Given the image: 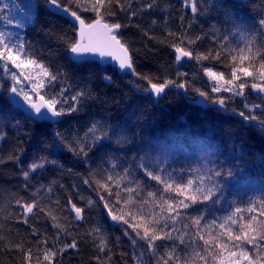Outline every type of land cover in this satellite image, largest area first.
Masks as SVG:
<instances>
[{
    "label": "trees",
    "instance_id": "obj_1",
    "mask_svg": "<svg viewBox=\"0 0 264 264\" xmlns=\"http://www.w3.org/2000/svg\"><path fill=\"white\" fill-rule=\"evenodd\" d=\"M35 2L0 0V7L8 6L0 16L21 19V9ZM151 2L131 0L132 10L137 12L131 19L125 13L108 18L127 25L118 34L132 54L139 73L135 79L96 62H73L65 43L75 38L72 27L66 19L47 10L43 0H40L39 13L33 12L31 22L24 29L6 27L0 20V30L20 31L41 62L53 73L64 74L55 83L53 94L59 93L61 88L67 89L65 108L74 103L72 96L78 92L86 94L80 99L77 112L63 116L59 123H41L9 106L6 101L10 81L0 77V83L5 85L0 89V264H26L24 253L28 248L33 254L31 264H38V257L42 260V256L37 241L45 238L49 241L48 247H61L76 240V249H67L57 257L59 264H136L142 250L134 248L124 235L126 226L107 215L96 186L91 183L103 170L110 169L112 163L117 165L116 172L131 169L135 178L149 186L155 185V181L148 180L137 167L141 157H150L154 165L157 160L166 161L164 167L170 165L177 169L239 167L242 178L239 182H229L220 203L212 209L214 217H222L236 206L246 207L250 198L264 196V131L258 122H252L251 127L244 126L247 122L237 114L240 111L248 114L245 102L254 105L261 101L246 88V101L233 97L226 100V108L221 111L212 99L230 94L212 93L211 82L203 68L211 67L226 75L228 69L215 61L191 60L176 66L171 47L173 38L168 35L171 31L187 32L191 39L201 37L189 46L194 52H207L216 47L224 35H229L233 47L236 42L252 37H258L257 43L264 44V29L258 23L264 18V0H197L195 15L184 7V0H155L152 9L144 7ZM84 15L92 16L91 13ZM242 22L240 29L233 27V23ZM237 31L240 35L233 36ZM177 73H187V76L178 77ZM105 76H111V81L106 82ZM143 76L157 83L165 79L187 80L189 87L184 93L169 90L159 100H153L141 94L147 86V81L140 78ZM194 89L208 92L209 106L203 108L194 104L199 96ZM255 114L264 119L260 109H256ZM94 122L105 129L121 131L115 135L109 132L111 141L106 142L109 146L99 155L95 154V149L87 158L74 154L68 145L75 147L74 141L83 137ZM41 158L48 162L43 168L30 172L25 180L22 172ZM85 179L90 184H85ZM89 199L93 201L92 206L88 205ZM17 200L38 201L46 211L60 218L70 234L62 233L54 244L57 229L52 227L51 218L45 212L34 210L35 215L29 214L28 223H24ZM69 200L84 209L83 220L74 219ZM97 227L99 234L89 235ZM100 239L106 241L104 251L99 250ZM21 243L23 249L13 247ZM160 251L162 253L163 249ZM143 260L149 264L150 257L145 255Z\"/></svg>",
    "mask_w": 264,
    "mask_h": 264
},
{
    "label": "snow or ice",
    "instance_id": "obj_2",
    "mask_svg": "<svg viewBox=\"0 0 264 264\" xmlns=\"http://www.w3.org/2000/svg\"><path fill=\"white\" fill-rule=\"evenodd\" d=\"M40 0L30 3L21 9V19L0 16L5 26H12L17 30L27 27L31 22L33 12L39 13ZM43 6L53 14L66 18L71 25L75 38L65 41L67 51L73 62L87 63V54L99 55L101 58H111L118 64V70L126 74L139 76L133 64L132 54L125 43L119 38V30L127 25L119 21H110L120 13L128 15L129 19L137 15L132 10L131 0H43ZM155 6V0L144 5L147 9ZM8 6L0 7L3 12ZM184 7L190 8L193 15L198 12L197 0H184ZM91 13V17L84 14ZM155 23V21H153ZM166 23V22H165ZM264 29V18L259 20ZM191 25H189V28ZM233 27L240 29L241 24L233 23ZM173 38L171 47L175 52V60L179 64L184 58L203 61H215L228 69L215 71L211 67L203 68L204 75L211 82L212 93H229V97L217 96L212 99L222 109L226 108V100L241 97L246 101V88H250L261 103L249 105L244 103L245 111L237 114L244 122V126L251 127L252 122H258L264 131V119L255 114L260 109L264 114V44H258V37L236 42L229 35H224L216 47L207 52H194L189 47L201 37L191 39L187 32L180 34L168 32ZM233 36L240 35L234 32ZM166 42V41H165ZM178 42V43H177ZM178 77L187 73H177ZM0 77L10 81L7 87L9 106L23 104L27 106V117L36 122L59 123L60 117L77 112L80 99L84 92L72 96L74 102L65 108L67 91L61 88L59 93L53 94L54 85L64 77L57 71L53 73L49 66L41 62L34 54L29 41L24 39L20 31L0 30ZM147 81L144 91L160 97L166 89L176 88L187 91L189 82L165 79L163 82H153L149 77H140ZM104 79L111 81V76ZM5 88L0 83V89ZM200 97L209 99V94L200 89H194ZM35 97V100L33 99ZM112 135L121 129H105L103 125L94 122L83 137L74 141L75 147L69 144L70 150L79 156L88 157L95 149V154L103 153L109 146ZM60 136L59 133L56 134ZM62 139V138H61ZM19 160V157L16 158ZM48 161L41 158L28 165L22 172L25 180L30 172L43 168ZM166 161L157 160L155 165L151 158L141 157L137 167L155 185H146L134 177L131 169L125 168L122 173L116 172L115 163L110 169L103 170L94 183L99 200L112 221L125 227L124 235L131 241L134 248L141 249L136 258V264H145L143 257H150L149 264H264V196L259 199H249L247 206H236L231 212L222 217H214L212 209L220 203L229 182H239L242 170L237 168L208 169L206 166L177 169L170 165L164 167ZM85 184H90L88 179ZM154 189V190H153ZM51 192L52 189L48 188ZM22 210L24 223H28V215H35L34 210L45 212L53 221L52 227L57 229L53 243L59 241L61 234L69 235L68 228L60 222V218L51 211H46L39 202L16 201ZM70 210L74 212L75 220H83L84 209L68 201ZM92 206L93 201L88 200ZM100 229L94 228L89 235L99 234ZM35 235V230H33ZM2 239V237H0ZM161 243H157V242ZM42 260L38 257V264H59L58 256H62L67 249H76L77 242L72 240L61 247H48L47 238L37 241ZM15 249H23V244L13 245ZM104 251L106 241L100 239L98 245ZM161 249L163 252L161 253ZM32 249L24 253L26 264H31ZM99 260V257L96 258Z\"/></svg>",
    "mask_w": 264,
    "mask_h": 264
},
{
    "label": "water",
    "instance_id": "obj_3",
    "mask_svg": "<svg viewBox=\"0 0 264 264\" xmlns=\"http://www.w3.org/2000/svg\"><path fill=\"white\" fill-rule=\"evenodd\" d=\"M50 12H51V11H50ZM51 13H52V12H51ZM55 15H56V14H55ZM58 16L62 17L61 15H58ZM62 18H63V17H62ZM64 19H66V18H64ZM173 53H174V56H175V52H174V51H173ZM69 55H70V57H71V54H70V53H69ZM85 59H86L88 62H96V63H98L99 65H101V66H103V67H105V66H109V67L115 69V71H116L118 74L129 75V76H131L133 79H135V77H136V76H134V75H132V74H130V73L126 74V73H124V72L119 71V70H118V64H117L115 61H113L111 58H108V57L101 58L99 55H95V54H87L86 57H85ZM71 60H72V59H71ZM187 61H191V60L188 59V58H184L183 61H182L181 63H179V64H178V63L176 62V60H175V65H176V66H179V65H181V64H183V63H185V62H187ZM105 81H106V82H109V81L106 80V79H105ZM131 88H132L134 91H137V90L135 89L134 85H131ZM169 90L184 93V90H182V89H176V88H174V87L169 88V89H166V92L169 91ZM166 92H165V93H166ZM250 92H251L252 95H255V96H256V94L253 93V92L251 91V89H250ZM141 94L149 95L153 100H159V99L162 98V96L164 95V94H162L160 97H156V96H154V95H152V94H150L149 92H146V91L141 92ZM8 95H9V94H8ZM193 102H194L195 105H197V106H199V107H203V108H205V107L209 106L208 103H207V101H206V99L203 98V97H200V96L196 97V98L194 99ZM215 106H217L221 111H224V109H222L219 105H215ZM14 107L20 109L22 112H24V113L27 115V106H26L25 104H23V102H22V98H21V104L18 105V106H14ZM58 119H59V121H61L62 117H60V118H58ZM48 123H51V122H48Z\"/></svg>",
    "mask_w": 264,
    "mask_h": 264
}]
</instances>
